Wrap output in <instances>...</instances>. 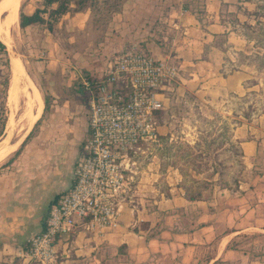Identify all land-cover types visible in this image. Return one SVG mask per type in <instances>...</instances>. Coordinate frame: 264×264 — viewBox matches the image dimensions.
<instances>
[{"label":"rangeland","instance_id":"obj_1","mask_svg":"<svg viewBox=\"0 0 264 264\" xmlns=\"http://www.w3.org/2000/svg\"><path fill=\"white\" fill-rule=\"evenodd\" d=\"M247 1L249 4L246 6L222 7L220 21L224 32L217 36L215 42L219 45L223 62L216 68V75L208 78L211 85L199 82L195 88H178L159 115L160 135L157 141L137 158L139 187L132 202L123 206V212L124 208H135L132 214L136 224L134 228L143 231L146 237H158L162 228L175 230L193 217L196 225L199 222L198 205L195 209L190 206L187 214L182 208L161 209L159 200L183 193L185 197L194 196L196 201L211 203L209 210L216 211L223 205V197L238 194L239 185L250 183L255 174L253 167L258 156L253 160L246 159L240 144L246 139L264 140V0ZM22 2L25 12L40 3L39 0ZM150 2L92 0L93 5L85 11H89L88 17L81 26L71 24L67 27L69 21L64 20L62 26L51 32L50 38L58 42L52 54L45 45L49 42L45 41L41 29L19 28V8L13 27L12 47L0 37L6 51L5 54L0 47V141L7 135L6 127L10 121L14 124L12 139H20L19 144L38 118L40 120L34 126L28 143L50 138L53 128L61 129L73 122L79 123L81 118L86 119V108L81 107L84 101L79 91V72L80 75H88L86 67L92 66L89 68L95 70L113 54L133 43L147 50L145 43L152 30L149 29L150 24L146 26L143 21ZM202 2L182 0L181 4L196 12L201 19L205 15ZM4 15L0 10L1 19ZM151 27L155 29L154 24ZM64 37L68 40H63ZM6 58L9 66L5 64ZM14 59H18L27 80L29 78L39 93L36 98L39 110L38 113L35 111V119L29 126L25 120L26 91L23 90L18 101L14 102L9 101L8 90L4 91L3 79L10 66L12 69ZM72 66L78 68L73 69ZM232 73L239 76L238 82L231 79L223 81ZM18 78L21 79L20 76ZM43 92L47 105L42 98ZM69 128L67 135L71 137L76 130ZM78 138L69 142L67 148L63 141L55 144L63 153V149H67L68 161L72 159L70 154L79 150L80 134ZM50 183V177L40 182L41 193L50 187ZM175 220L178 223H174ZM262 241L264 238L258 244ZM210 245L197 244L195 254L198 261L211 251ZM125 261L123 249H119L117 255H112L111 250L104 253L95 251V264H123ZM80 263L88 264L86 259Z\"/></svg>","mask_w":264,"mask_h":264},{"label":"crops","instance_id":"obj_2","mask_svg":"<svg viewBox=\"0 0 264 264\" xmlns=\"http://www.w3.org/2000/svg\"><path fill=\"white\" fill-rule=\"evenodd\" d=\"M181 2L151 0L146 7L143 23L146 26L150 24L149 29L152 30L145 43L147 51L155 57L170 58L178 65V88H195L199 82L210 86L208 78L216 75V68L223 62L219 45L215 42L217 36L224 32L220 21L222 7L246 6L249 1L203 0L205 15L201 19ZM34 8L26 13H31ZM88 13H67L57 27L62 26L64 20L69 21L67 27L71 24L81 26ZM153 24L155 29L151 27ZM30 27L41 29L45 41L49 42L45 43L49 54L54 53V45L58 43L50 38L54 29L49 31L37 25L27 28ZM63 40L68 39L64 37ZM105 64L95 67V70L89 68L92 66L86 67V74L100 73ZM80 74L79 80L83 76ZM227 79L238 82L239 76L232 73L223 81ZM79 91L85 104L81 103V107L86 108V119L81 118L79 123L73 122L61 129L53 128L50 138L35 139L31 143L28 140L24 142L29 132L13 152L0 162V264H32L22 254L28 246V239L44 229L50 207L74 182L75 165L88 129L87 100L81 87ZM67 127L71 131L76 130L73 136L67 135ZM79 134V150L72 152V159L68 161L67 149H63V153L55 144L63 141L67 148L68 143L77 139ZM240 145L246 159L253 160L258 156L253 167L255 174L250 183L239 185L238 194L223 197L224 203L216 211L209 210L211 203L190 199L183 193L158 201L161 209L182 208L187 214L190 206L195 209L198 205L197 225L193 217L183 226L175 227V230L162 228L158 237H146L143 231L134 228L136 224L132 214L135 208H124L123 212L124 204L121 222L115 230L95 236L84 232L74 234L64 264H81L80 260L85 259L88 264H95V251L104 253L111 250L112 255H117L120 245H125L123 251L127 261L123 264H264V241L258 244L264 238V140L246 139ZM48 177L51 178L50 187L41 193L39 184ZM177 220L174 223H178ZM205 243H211V251L198 261L195 254L197 244Z\"/></svg>","mask_w":264,"mask_h":264},{"label":"built area","instance_id":"obj_3","mask_svg":"<svg viewBox=\"0 0 264 264\" xmlns=\"http://www.w3.org/2000/svg\"><path fill=\"white\" fill-rule=\"evenodd\" d=\"M179 67L133 43L113 54L80 87L88 106L87 133L74 182L53 204L45 227L28 239L23 256L32 264H64L80 232L115 230L122 206L139 187L137 158L157 141L159 115L178 89Z\"/></svg>","mask_w":264,"mask_h":264},{"label":"bare ground","instance_id":"obj_4","mask_svg":"<svg viewBox=\"0 0 264 264\" xmlns=\"http://www.w3.org/2000/svg\"><path fill=\"white\" fill-rule=\"evenodd\" d=\"M21 2L22 0H3L2 5L0 6L1 7L0 10L1 11L3 10L5 13L4 17L2 19L0 18L1 19L0 37L4 39V41L9 47H12L13 27L15 26L17 20V11L20 8ZM17 60L16 59L13 60L12 69L10 66V71H12V79L11 80L9 79L10 80V84H8L9 90L8 89L7 90L10 96L9 101L11 102H14L17 98H19L23 90L26 91V95L28 98L26 99V103H25L26 104L25 115H27L26 116L27 119L25 120H27V126H29L35 119L36 116L35 111H37L38 113L39 110V103L36 100L37 95L39 93L37 94V89L33 86V84H31L28 81L29 78L27 80L26 74L23 71V66ZM19 76L21 79L18 78ZM12 123H13L12 121L8 122L6 127L7 135L3 138V140L0 141V162H2V160L6 158L7 155L10 154L18 144L17 140L15 142L13 141L14 139H12V133L14 128L13 127L14 124L12 125ZM24 130L25 129L23 128V131ZM19 140L20 139H18V141Z\"/></svg>","mask_w":264,"mask_h":264},{"label":"trees","instance_id":"obj_5","mask_svg":"<svg viewBox=\"0 0 264 264\" xmlns=\"http://www.w3.org/2000/svg\"><path fill=\"white\" fill-rule=\"evenodd\" d=\"M39 2L40 3L35 6L34 10L31 13H26L23 10L24 3H21L18 15V26L21 30L31 25H37L41 28H46L47 30L51 31L57 27L58 22L67 13L72 14L77 12H85L87 9H90L93 5L92 0H39ZM0 47L2 48V51L6 54L5 45L1 41ZM5 64L9 66L7 58ZM10 74L11 71L9 69V72H7L6 76L3 79V86L5 92L8 89ZM43 99L45 105H47L48 102L46 100V95L44 94V92ZM44 109H46V106L44 107ZM39 120L40 118L35 122L34 126L39 122ZM34 126L24 142H26L28 138H30V136L32 135ZM189 198L196 200L194 196H190ZM118 248L125 249V245H120L118 246Z\"/></svg>","mask_w":264,"mask_h":264},{"label":"water","instance_id":"obj_6","mask_svg":"<svg viewBox=\"0 0 264 264\" xmlns=\"http://www.w3.org/2000/svg\"><path fill=\"white\" fill-rule=\"evenodd\" d=\"M1 1V0H0ZM15 56H17V55H15ZM20 60H21V63H22V65L24 66V63H23V61H22V59L20 58ZM24 68H25V66H24ZM26 70V69H25ZM26 72H27V70H26ZM12 74V73H11ZM11 74H10V76H11ZM27 74L29 75V73L27 72ZM29 77H30V75H29ZM31 78V77H30ZM11 79V78H10ZM32 80V79H31Z\"/></svg>","mask_w":264,"mask_h":264}]
</instances>
